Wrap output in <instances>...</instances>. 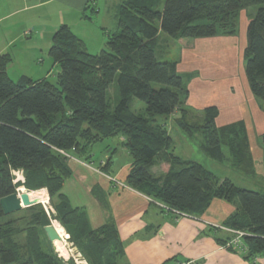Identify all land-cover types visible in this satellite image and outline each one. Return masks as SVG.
Segmentation results:
<instances>
[{"label": "trees", "instance_id": "1", "mask_svg": "<svg viewBox=\"0 0 264 264\" xmlns=\"http://www.w3.org/2000/svg\"><path fill=\"white\" fill-rule=\"evenodd\" d=\"M254 6L261 8L247 27L245 76L256 101L264 103V0H126L117 9L118 30L99 54H90L67 25L60 27L49 51L59 66L55 80L15 82L7 72L12 56L0 54V201L20 187L30 193L45 189L56 212L50 215L39 204L5 215L0 204V264H76L58 257L49 243L45 227L53 221L66 229L88 264H121L125 250L116 226L94 229L88 212L72 207L64 194L73 177L72 158L88 161L93 146L116 137L126 139L132 189L190 217L203 216L214 200L237 206L225 226L245 233L243 248L229 249L256 264L264 255V192L239 188L175 155L166 122L158 119L173 117L188 138L201 137L208 157L222 163L227 149L233 167L254 173L246 124L218 128L216 106L191 121L190 93L177 62L158 58L160 33L190 49L199 39L233 37L240 14ZM96 13L87 3L84 18ZM116 79L120 100L112 106L109 90ZM135 100L146 105L145 112L133 111ZM261 140L264 146V133ZM158 162L170 169L157 177L152 169ZM18 171L24 183L15 184Z\"/></svg>", "mask_w": 264, "mask_h": 264}, {"label": "crops", "instance_id": "2", "mask_svg": "<svg viewBox=\"0 0 264 264\" xmlns=\"http://www.w3.org/2000/svg\"><path fill=\"white\" fill-rule=\"evenodd\" d=\"M98 1L0 0V28L4 27L3 32L0 33V54H9L13 58V62L7 69L10 78L18 82L22 77L35 81L52 80L53 75L57 77L59 66L53 62L49 51L54 35L64 25H67L84 43L90 54H99L103 51L108 41V31L106 28L95 25L93 17L101 18L102 9L104 8L107 12L110 1L112 8L109 10L115 12L111 18L118 23L117 9L126 0H104L103 8H99ZM89 2L91 6L97 8V13L92 20L84 18V10ZM84 24L96 39L95 43L91 44L96 47L94 50L96 52L89 51L86 39L74 29L79 26L86 31L83 28ZM102 25L106 26V24ZM207 39L210 38L197 40L193 48L202 46ZM211 39L220 42L214 41L215 52H217L224 39L223 37ZM227 50L230 51V49ZM210 55L207 57L204 52L206 58L201 57L206 59L205 66L209 65L213 68L212 72L204 66L200 69V76L194 80L189 89L190 94L186 103L189 111L188 118L192 116L190 108L205 110L207 107L216 106L220 112L217 119L218 128L243 121L247 127L250 151L255 162L254 153L259 150V146L252 147L251 133L254 130L253 132L250 130L251 127L255 129L258 122L256 123L250 110L251 104L254 105L257 101L248 83L247 86L243 83L244 87H239L234 80L235 76H231L229 72L221 68L225 62L222 64L217 58L211 59ZM230 56L229 58H233L232 54ZM220 74L223 76H219ZM234 74L235 71L232 72V75ZM195 99H199L200 102H196ZM194 103L197 106H194ZM178 114L176 113V116ZM202 117L198 115L197 119ZM261 135H263L262 132L258 134V139ZM120 138L121 144L126 147V139ZM95 146L91 149V158L88 161L78 157L72 158L70 167L73 170V177L65 184L64 194L72 205V196L65 192L67 186L70 185L71 192L72 190L76 192L78 189L85 190L90 196L89 203L75 207L72 205V207L85 209L94 229L108 223L116 226L125 250L121 264H176L184 261H192L194 264H252L240 253L223 245L226 240L235 237L232 230L225 226V222L237 212V206L222 200H214L203 216L179 218L174 213L165 211L161 207L162 204L128 186L127 178L132 162L128 166L113 169V159L118 152L117 149H108L111 151L105 155V161H101L100 168L90 169L93 166L90 161ZM173 152L175 154L174 146ZM261 154L264 157L263 150ZM109 160L111 162L107 172H101V168ZM83 167L87 169H82ZM169 169L168 164L158 162L152 172L158 177L166 174ZM23 178L25 179L24 175ZM256 264H264V255Z\"/></svg>", "mask_w": 264, "mask_h": 264}, {"label": "rangeland", "instance_id": "3", "mask_svg": "<svg viewBox=\"0 0 264 264\" xmlns=\"http://www.w3.org/2000/svg\"><path fill=\"white\" fill-rule=\"evenodd\" d=\"M119 1V0H117ZM104 3V0L98 1L99 8H103L102 5ZM108 11L105 12V9L103 8V16L99 19L93 17L94 24L99 25L102 28H106L108 31V35L115 33L118 30V23L117 21L114 22V20L111 18L112 14H114V11H110L109 8H112V2L109 1L108 4ZM261 6H254L249 8L246 11H243L240 14L239 17V27H238V34L233 37H223L224 40H222V44L219 45V49L217 52L214 46V39H207L203 42L202 46H197L194 48H184L182 46L181 42L175 40L174 38L168 36L167 34L160 33V41H159V47H158V58H160V61H170V62H177L178 64V73L183 77L185 87L188 88V90L191 88V84L194 82L196 78L200 76L199 72L200 69H203L206 63V59H204L201 56L205 55L208 57L211 53V59H218L219 62H225L224 65L221 66L222 69H225L226 72H229L231 76H235L234 80L237 82L239 87H244V85L247 86V80L245 76V61H244V51L246 49V34H247V27L249 22L253 20L256 15L258 14ZM108 13V14H107ZM90 15V14H88ZM102 24H106V26H103ZM4 28V27H3ZM0 28V33H2V29ZM83 28L86 31H83L79 26L74 27L76 32L83 38L86 39V43L89 47V51L96 52V47L94 45L92 46V43H95V38L91 33H89V30L87 29V25L84 24ZM112 32V33H110ZM87 35L89 37H87ZM98 36V34H96ZM92 36V37H91ZM221 38V37H220ZM92 41V42H90ZM107 41V39H106ZM90 42V44L88 43ZM231 42V43H230ZM196 43V42H194ZM216 43H220L218 40ZM211 44V45H210ZM198 45V44H197ZM195 46V44H194ZM214 46V47H213ZM227 49H230L227 50ZM214 53V57L212 56ZM92 54V53H91ZM233 55V58L230 55ZM229 55V56H228ZM239 55V56H238ZM238 56V57H237ZM205 57V56H204ZM206 58V57H205ZM216 63V61H214ZM223 64V63H222ZM207 69H209L210 72H212L213 68L211 66H205ZM232 69H234L232 71ZM235 74L232 75V72ZM223 76V75H219ZM55 76L51 78L52 80H55ZM220 80V77H218ZM109 100L112 106H116L120 100L119 96V89H118V82L117 79L114 81V83L111 85L109 90ZM196 102H200L199 99H195ZM194 106H197L196 103H194ZM133 111H136L138 113H143L146 111V105L138 100H135L133 104ZM190 116L189 118H195L197 119L198 115L200 117L203 116L204 110H197L190 108ZM200 111V112H199ZM251 113L253 114V118L255 119L256 123L258 122V126L251 127V130H254L256 134H252L251 144L252 147L256 148V146H259V150L254 153V173L250 174L247 173L244 170H241L242 168H235L232 166V162H230V156L228 154L227 149H224L225 155L227 157V160L220 163L217 162L210 157H208L205 152H203L200 148L202 139L201 137L190 139L188 138L175 124L174 118H158L159 122H166V128L168 129L169 134L171 135L173 142H174V150L175 154L184 160H190L197 163H200L203 165L207 170L214 173L218 178L221 180L230 179L232 180L239 188L251 190V191H257V192H264V157H262L261 151H264V146L261 140L258 139V134L262 132L264 133V103L256 102L254 105L251 104ZM255 114V115H254ZM195 116V117H194ZM192 117V118H191ZM192 120V121H194ZM249 125V124H248ZM247 128V127H246ZM258 139V140H257ZM117 149L118 152L114 156L113 159V169H119L120 167L128 166L132 161L129 154V151L127 147L123 146L121 144V138H115L107 140L103 143L97 144L93 148V157L90 163L93 164V166L90 169H98L100 168V165L102 164L101 161H105V155L107 152H110V149ZM257 148V149H258ZM261 148V149H260ZM73 164V163H72ZM87 169V168H82ZM70 185L67 186L65 192L72 196V205L78 206V205H84L88 204L90 201V196H88L85 192V190L82 189L80 191H74L70 189ZM17 190H19V193L26 194L28 197H32L33 200H41L44 203L41 204L47 211L53 213L55 215L53 202L51 200V197L49 195L48 190L42 189L40 191L36 192H28L24 187H20ZM21 215V214H20ZM54 225L58 224L62 226L59 222L53 221ZM65 233L66 229L62 226ZM68 234V233H67ZM68 237L70 235L68 234ZM68 241V244L66 243V248L63 250L57 249V247L53 246L55 252L57 253L58 257L63 259L65 262L71 263V261H76L80 264H88L87 259L84 257V254H82L80 248L78 245L74 244L70 238L66 239ZM50 243V242H49ZM70 244V246H69ZM65 252L67 254H65Z\"/></svg>", "mask_w": 264, "mask_h": 264}, {"label": "water", "instance_id": "4", "mask_svg": "<svg viewBox=\"0 0 264 264\" xmlns=\"http://www.w3.org/2000/svg\"><path fill=\"white\" fill-rule=\"evenodd\" d=\"M18 192L19 190H17V193L1 199L0 204L4 210L5 215H11L20 212L24 209L41 204L39 200H30L28 195H21ZM45 232L49 242L53 246L56 240H62L53 223L45 227Z\"/></svg>", "mask_w": 264, "mask_h": 264}, {"label": "built area", "instance_id": "5", "mask_svg": "<svg viewBox=\"0 0 264 264\" xmlns=\"http://www.w3.org/2000/svg\"><path fill=\"white\" fill-rule=\"evenodd\" d=\"M14 176H15V184L17 183H24L25 182V179L23 178V172L22 171H18V172H14ZM19 193V192H18ZM163 209H165V211L167 212H171V213H174L176 216H178L179 218L181 217H190L186 214H183V213H180L178 211H173V210H170L169 208H167L165 205H162L161 206ZM235 237L234 239L228 243V245L226 246L227 248H234V249H237V250H242L243 248V244H242V240L245 236V233H242V232H239V231H231ZM76 264H80L76 261ZM87 264V263H86ZM176 264H194V262L192 261H184V262H177Z\"/></svg>", "mask_w": 264, "mask_h": 264}, {"label": "bare ground", "instance_id": "6", "mask_svg": "<svg viewBox=\"0 0 264 264\" xmlns=\"http://www.w3.org/2000/svg\"><path fill=\"white\" fill-rule=\"evenodd\" d=\"M29 199H30V200H33L32 197H29ZM40 202H41V204L44 203V202L41 201V200H40ZM54 226H55L57 232L59 233L60 237L62 238V240H56V241L54 242V246L57 247V249L62 250L61 253H62V255H63V250H65V248H66V243L68 244V241H67L66 239H67V238H70V237H68V234L64 232L62 226H60V225H58V224H56V225H54ZM69 246H70V244H69ZM65 254H67V253L65 252Z\"/></svg>", "mask_w": 264, "mask_h": 264}]
</instances>
